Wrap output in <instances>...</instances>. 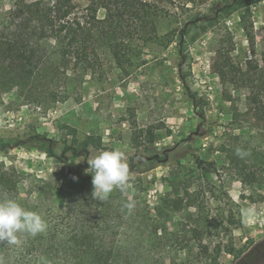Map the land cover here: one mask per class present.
<instances>
[{
  "label": "rangeland",
  "instance_id": "obj_1",
  "mask_svg": "<svg viewBox=\"0 0 264 264\" xmlns=\"http://www.w3.org/2000/svg\"><path fill=\"white\" fill-rule=\"evenodd\" d=\"M73 1L78 8L90 2ZM148 1L162 10L154 17L155 36L130 42L135 67L131 74L107 54L101 74L76 73L51 56L32 83L0 95V138L19 142L0 151V167L16 171L21 198L34 211L40 196H63L89 171L87 159L100 151L123 152L128 167L134 155L139 172H129V188L147 187L144 196L151 204L166 192L196 204L192 218L209 222L203 240L212 264H264L263 144L249 126L232 121L206 61L208 55L220 54L239 63L249 58L246 27L253 30L259 53L264 44V0L242 8L229 5L230 0ZM8 6L9 1L1 5L3 10ZM104 13L98 10V16ZM86 135L95 136L94 144L100 139V145L76 154L67 150L58 162L47 156L44 138L53 140V150L62 157L66 144L74 145L73 138ZM226 146L250 154L239 157V163H226L220 155ZM150 155L154 159L144 157ZM251 162L258 178L246 183L245 169ZM181 169L185 175L178 173ZM189 223L173 217L164 242L143 228L124 232L127 236H119L124 252L120 264H152L162 253L169 256L167 264L180 254L184 259L188 249H179L176 238Z\"/></svg>",
  "mask_w": 264,
  "mask_h": 264
},
{
  "label": "trees",
  "instance_id": "obj_2",
  "mask_svg": "<svg viewBox=\"0 0 264 264\" xmlns=\"http://www.w3.org/2000/svg\"><path fill=\"white\" fill-rule=\"evenodd\" d=\"M5 1H9L7 10L1 7ZM256 1L230 0L229 5L242 8ZM99 9L105 12L102 17L98 16ZM161 10L148 0H90L81 8L73 0H0V95L32 83L36 72L51 56L70 64L76 73L101 74L107 54L126 75L131 74L135 67L129 54L130 42L155 36L154 17ZM245 35L249 58L239 63L228 54L208 55L207 71L216 76L223 101L231 109L232 121L249 126L262 142L264 153V44L258 53L253 30L246 27ZM147 132L152 142V132ZM93 137L73 138L74 145L66 144L62 157L53 150V140L43 138L48 142L47 156L58 162L67 150L76 154L78 150L96 149L100 139L94 144ZM17 143L0 138V151ZM235 149L222 147L220 155L224 162L239 163ZM134 157L129 158V172H139ZM144 157L154 159L151 155ZM195 162L199 165L198 156ZM86 165L89 167L87 162ZM180 167H184L183 164ZM89 171L67 188L63 196L51 194L46 198L42 195L35 200L33 210L41 214L47 229L35 237L20 236L19 246L0 242L3 264H120L124 254L120 235L127 236L124 232L133 233V229L143 228L148 235L164 242L170 233L168 226L177 215L190 222L176 238L178 248L188 251L184 259L180 258L181 254L177 255L178 259L172 264L213 263L209 246L203 240L209 222L192 218L191 210L196 204L184 202L181 194L169 192L151 204L144 196L147 187L133 190L128 187L123 192L115 189L101 202L92 197ZM178 173L185 175L186 171L181 169ZM257 173L256 165L251 162L245 169L246 183L256 182ZM17 176L15 170L0 167V197L13 198L27 209ZM129 200L135 202L131 212L124 207ZM168 258V254L162 253L157 260L167 264ZM129 261L127 264H132Z\"/></svg>",
  "mask_w": 264,
  "mask_h": 264
},
{
  "label": "clouds",
  "instance_id": "obj_3",
  "mask_svg": "<svg viewBox=\"0 0 264 264\" xmlns=\"http://www.w3.org/2000/svg\"><path fill=\"white\" fill-rule=\"evenodd\" d=\"M235 153L243 159L250 153L237 147ZM89 172L92 174V197L101 202L106 201L115 190L126 191L131 179L129 167L123 152L119 150H103L87 159ZM131 212L135 202L129 200L124 205ZM47 223L42 216L21 206L13 198L0 197V242L19 246L22 235L35 237L44 233ZM0 264L3 261L0 260Z\"/></svg>",
  "mask_w": 264,
  "mask_h": 264
}]
</instances>
